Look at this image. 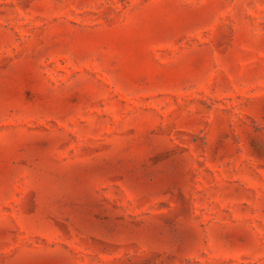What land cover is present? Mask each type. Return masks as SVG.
I'll use <instances>...</instances> for the list:
<instances>
[{
	"label": "rangeland",
	"instance_id": "1",
	"mask_svg": "<svg viewBox=\"0 0 264 264\" xmlns=\"http://www.w3.org/2000/svg\"><path fill=\"white\" fill-rule=\"evenodd\" d=\"M0 264H264V0H0Z\"/></svg>",
	"mask_w": 264,
	"mask_h": 264
}]
</instances>
